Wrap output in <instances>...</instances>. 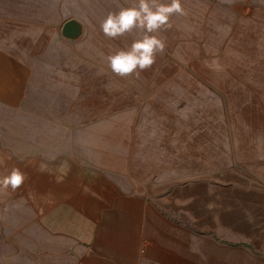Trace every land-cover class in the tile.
<instances>
[{
	"label": "rangeland",
	"instance_id": "374dc122",
	"mask_svg": "<svg viewBox=\"0 0 264 264\" xmlns=\"http://www.w3.org/2000/svg\"><path fill=\"white\" fill-rule=\"evenodd\" d=\"M137 2L0 0L1 46L24 57L5 61L23 92L0 98V174L26 175L0 189V264H33L38 214L46 243L49 213L72 193L112 200L134 181L264 259V0H181L153 65L120 76L106 56L143 29L111 38L100 21ZM69 19L78 38L62 34Z\"/></svg>",
	"mask_w": 264,
	"mask_h": 264
},
{
	"label": "crops",
	"instance_id": "0c3cea01",
	"mask_svg": "<svg viewBox=\"0 0 264 264\" xmlns=\"http://www.w3.org/2000/svg\"><path fill=\"white\" fill-rule=\"evenodd\" d=\"M1 45L0 40V98L16 102L23 90L5 61L23 59V48L20 53L17 43L11 49ZM131 183L112 200L93 193L88 197L89 191L72 193L64 208L54 207L60 213H49L46 243L36 231L38 214L32 227L33 264H264V259L232 248L230 228L173 217Z\"/></svg>",
	"mask_w": 264,
	"mask_h": 264
},
{
	"label": "clouds",
	"instance_id": "9594fccd",
	"mask_svg": "<svg viewBox=\"0 0 264 264\" xmlns=\"http://www.w3.org/2000/svg\"><path fill=\"white\" fill-rule=\"evenodd\" d=\"M173 13L184 14L181 0H138L133 5L121 7L119 11L108 12L100 21V29L107 37L122 36L133 28L143 29L137 38L106 56L111 71L120 76L139 75L152 66L156 53L165 48V41L156 33L168 25ZM25 179V173L14 166L8 173L0 174V189L10 187L15 191Z\"/></svg>",
	"mask_w": 264,
	"mask_h": 264
},
{
	"label": "water",
	"instance_id": "95a60500",
	"mask_svg": "<svg viewBox=\"0 0 264 264\" xmlns=\"http://www.w3.org/2000/svg\"><path fill=\"white\" fill-rule=\"evenodd\" d=\"M83 31L82 24L76 19H69L62 28V34L70 39L78 38Z\"/></svg>",
	"mask_w": 264,
	"mask_h": 264
}]
</instances>
